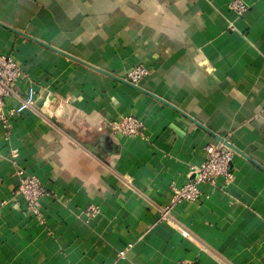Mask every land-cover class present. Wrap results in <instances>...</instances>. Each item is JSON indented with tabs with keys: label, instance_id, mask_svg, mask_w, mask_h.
<instances>
[{
	"label": "crops",
	"instance_id": "0c3cea01",
	"mask_svg": "<svg viewBox=\"0 0 264 264\" xmlns=\"http://www.w3.org/2000/svg\"><path fill=\"white\" fill-rule=\"evenodd\" d=\"M231 1L0 0V51L37 94L0 122V264H264V0ZM139 64L141 90L115 78ZM128 114L140 133L112 132ZM219 138L232 181L160 220ZM16 166L49 190L44 222L13 195Z\"/></svg>",
	"mask_w": 264,
	"mask_h": 264
},
{
	"label": "built area",
	"instance_id": "2783aa9c",
	"mask_svg": "<svg viewBox=\"0 0 264 264\" xmlns=\"http://www.w3.org/2000/svg\"><path fill=\"white\" fill-rule=\"evenodd\" d=\"M228 8L238 15L247 9L243 0H232ZM148 73L144 65H135L126 74L125 79L137 85ZM24 82V96L17 104L9 102L18 96V83ZM37 98L36 90L26 72L10 54L0 51V122L7 124L12 117H15L28 110ZM112 132L123 136L134 137L140 133L143 126L142 120L133 114L125 115L118 119L110 120L108 123ZM234 150L224 143L216 145L207 144L204 146V159L195 171L187 177L184 184L170 186V203L159 210V219L162 221L172 220L173 206L181 201L196 202L202 192L199 186L203 183L215 185L217 178H222L227 184L232 181L234 175L230 170V163L234 156ZM11 157L16 159L18 151L11 150ZM17 184L13 190V195L20 196L25 206L31 211L39 222H44L41 211V199L49 194V190L42 184L39 178L27 173L23 168L16 166ZM99 213V206L89 204L84 210L86 220H90ZM187 234L186 232H183ZM123 256L124 251L119 253ZM176 264H200L196 261L178 260Z\"/></svg>",
	"mask_w": 264,
	"mask_h": 264
},
{
	"label": "water",
	"instance_id": "95a60500",
	"mask_svg": "<svg viewBox=\"0 0 264 264\" xmlns=\"http://www.w3.org/2000/svg\"><path fill=\"white\" fill-rule=\"evenodd\" d=\"M115 78L118 79V80H120V81L126 82L127 84L131 85L132 87H134V88H136V89H140L137 85L132 84L131 82H129V81L125 80V79L117 78V77H115ZM140 90H141V89H140ZM219 140H221V139L219 138ZM221 141H222V140H221ZM222 142H223V141H222ZM223 143L226 144L227 146L231 147L232 149H234V147H233L231 144H229V143H227V142H223Z\"/></svg>",
	"mask_w": 264,
	"mask_h": 264
}]
</instances>
